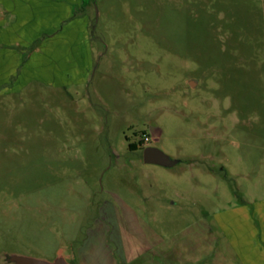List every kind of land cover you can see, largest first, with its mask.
Listing matches in <instances>:
<instances>
[{"label":"rangeland","instance_id":"obj_1","mask_svg":"<svg viewBox=\"0 0 264 264\" xmlns=\"http://www.w3.org/2000/svg\"><path fill=\"white\" fill-rule=\"evenodd\" d=\"M260 227L264 0H0V264H264Z\"/></svg>","mask_w":264,"mask_h":264},{"label":"water","instance_id":"obj_2","mask_svg":"<svg viewBox=\"0 0 264 264\" xmlns=\"http://www.w3.org/2000/svg\"><path fill=\"white\" fill-rule=\"evenodd\" d=\"M142 160L145 163L157 164L160 166L171 167L178 160L173 159L156 146H145L142 150ZM1 259L8 264H69L62 256H57L54 260L49 261L43 258H35L16 253H3Z\"/></svg>","mask_w":264,"mask_h":264},{"label":"built area","instance_id":"obj_3","mask_svg":"<svg viewBox=\"0 0 264 264\" xmlns=\"http://www.w3.org/2000/svg\"><path fill=\"white\" fill-rule=\"evenodd\" d=\"M149 140H150V137L147 136V135H145V136L143 137V143H144V145L147 144V143L149 142Z\"/></svg>","mask_w":264,"mask_h":264},{"label":"flooded vegetation","instance_id":"obj_4","mask_svg":"<svg viewBox=\"0 0 264 264\" xmlns=\"http://www.w3.org/2000/svg\"><path fill=\"white\" fill-rule=\"evenodd\" d=\"M150 145H152V144H149V145H147V146H150ZM153 146V145H152ZM62 256L69 264H72V263H70V260L69 259H71V258H68V257H66V256H63L62 254H58V256ZM69 260V261H68Z\"/></svg>","mask_w":264,"mask_h":264},{"label":"crops","instance_id":"obj_5","mask_svg":"<svg viewBox=\"0 0 264 264\" xmlns=\"http://www.w3.org/2000/svg\"><path fill=\"white\" fill-rule=\"evenodd\" d=\"M64 11H65V13L68 14L69 8H65ZM65 16H66V14H65ZM260 231H264V230L262 229V227H260ZM66 257H71V256L66 255ZM106 257H107V255H106Z\"/></svg>","mask_w":264,"mask_h":264},{"label":"trees","instance_id":"obj_6","mask_svg":"<svg viewBox=\"0 0 264 264\" xmlns=\"http://www.w3.org/2000/svg\"><path fill=\"white\" fill-rule=\"evenodd\" d=\"M135 147H136V144L135 143H130L129 144V149H134ZM143 147H145V146H143Z\"/></svg>","mask_w":264,"mask_h":264}]
</instances>
